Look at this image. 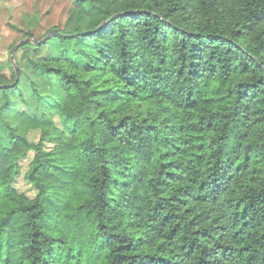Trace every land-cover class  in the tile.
<instances>
[{
	"label": "trees",
	"instance_id": "obj_1",
	"mask_svg": "<svg viewBox=\"0 0 264 264\" xmlns=\"http://www.w3.org/2000/svg\"><path fill=\"white\" fill-rule=\"evenodd\" d=\"M57 29L28 86L0 73V264H264V0H75Z\"/></svg>",
	"mask_w": 264,
	"mask_h": 264
},
{
	"label": "rangeland",
	"instance_id": "obj_2",
	"mask_svg": "<svg viewBox=\"0 0 264 264\" xmlns=\"http://www.w3.org/2000/svg\"><path fill=\"white\" fill-rule=\"evenodd\" d=\"M75 0H0V73L10 74L13 79V66L18 62L23 68L22 84L28 86L35 76L34 70H26L29 57L36 58L38 55L46 54L50 48H39L35 51V41L19 47L15 51V61L12 62V45L26 39L27 32L31 31L36 40H42L47 30L57 27H65L70 8L74 6ZM17 61V62H16ZM39 82H45V74L38 75ZM41 92L47 95L50 101H63L64 97L58 88L46 84L41 87ZM2 99V94H0ZM34 137L37 133L33 134ZM37 138V137H36ZM0 140V145L2 144ZM29 159H24L26 165ZM17 186L33 194L29 186L19 177Z\"/></svg>",
	"mask_w": 264,
	"mask_h": 264
},
{
	"label": "water",
	"instance_id": "obj_3",
	"mask_svg": "<svg viewBox=\"0 0 264 264\" xmlns=\"http://www.w3.org/2000/svg\"><path fill=\"white\" fill-rule=\"evenodd\" d=\"M56 32H58V29L57 28H55V29H53L48 35H46L42 40H36V39H34V38H32V37H28V38H26V39H23V40H21L19 43H17L13 48H12V50H11V55H12V61L14 62V56H15V51L21 46V45H23V44H25V43H27V42H29V41H35L36 43H41V42H43V41H45L48 37H50L52 34H54V33H56ZM18 78H19V76H17V80H18ZM16 80V81H17ZM12 85V84H11ZM5 86H7V85H2V87H5Z\"/></svg>",
	"mask_w": 264,
	"mask_h": 264
}]
</instances>
